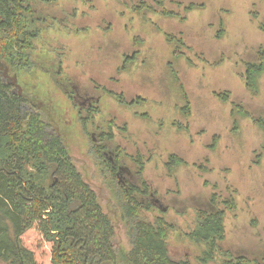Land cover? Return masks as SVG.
<instances>
[{
    "label": "rangeland",
    "instance_id": "rangeland-1",
    "mask_svg": "<svg viewBox=\"0 0 264 264\" xmlns=\"http://www.w3.org/2000/svg\"><path fill=\"white\" fill-rule=\"evenodd\" d=\"M31 2L36 14H46L47 21L35 25L42 34L30 52L31 63L19 60L16 48L8 53V61L19 69L7 66L8 79L15 73L19 80L35 86L36 94L46 89L53 92L56 110L50 116L43 111L42 117L50 120L61 114L58 125L66 133L71 161L96 194L102 211L112 216V246L129 248L107 167L116 163L118 150L121 182L133 186L142 182L147 188L144 200L140 196L144 204L151 205L142 210L144 215L151 222L160 218L173 226L167 240L172 260L187 257L195 263L201 246L184 234L194 227L195 208L216 210L210 200L213 192L222 199L232 197L235 203L225 213L220 247L234 255L264 258V132L251 117H264V74L258 79L256 93L240 76L246 63L257 60V51L264 50V0ZM219 20L223 27L220 36ZM166 36L182 42L177 54H172L174 47ZM133 51H137L135 57ZM125 53L131 54L127 62ZM60 61L63 70L58 68ZM168 62L187 94V117L180 111L183 101L169 75ZM111 78H119V82ZM58 79L71 82L60 85ZM92 83L114 92L128 90L130 99L138 94L144 100L129 108L120 105L122 109L109 99L112 94L102 96L101 88L93 89L94 95L102 96L98 102L102 111L81 129L72 116L76 115L73 103L61 100L59 94L66 95L63 89L86 93ZM219 92H226L230 102L247 114L232 112L230 103L216 97ZM111 116L120 127H114L100 157L90 151V136L95 139L101 129H107ZM124 123L127 130L121 128ZM96 124L100 126L94 128ZM171 155L180 162L168 169ZM137 160L144 164L138 177ZM22 242L33 251L37 264H52L51 243L36 226L23 234Z\"/></svg>",
    "mask_w": 264,
    "mask_h": 264
},
{
    "label": "trees",
    "instance_id": "trees-1",
    "mask_svg": "<svg viewBox=\"0 0 264 264\" xmlns=\"http://www.w3.org/2000/svg\"><path fill=\"white\" fill-rule=\"evenodd\" d=\"M28 1L0 0L2 60L14 48L17 52L35 48L32 42L40 30V26L35 27L40 18L35 16L30 5H26ZM221 32L223 27L219 20L218 36ZM165 38L174 47L172 54H177L182 42L170 36ZM25 58L27 55L22 52L19 60L25 61ZM166 66L183 101L180 111L187 117L190 114L187 94L174 66L170 62ZM263 74L264 50L257 51V60L246 63L240 76L246 87L256 93L258 79ZM216 97L223 103H230L232 112L247 114L243 107L230 102L226 92H219ZM251 117L264 132V117L256 120ZM184 130H188L187 126ZM95 153L102 157L101 151ZM178 162L180 159L171 155L168 169ZM143 167V162L138 161L139 173ZM110 177L116 187L128 249L112 246V216L102 211L96 194L76 170L66 143L55 134L50 136L38 118L25 119L19 97L0 77L1 264H37L33 251L22 242L23 234L34 226L51 243L52 264H210L217 258L215 264H264V258L258 260L234 255L220 247L225 237V213L235 208L232 197L222 199L213 192L210 200L217 206L216 210L195 208L194 227L184 235L201 246L200 252L194 257L195 263L187 257L174 261L168 255L167 242L173 226L160 218L151 222L142 212L151 205L135 198L138 190L131 183L118 184L114 173Z\"/></svg>",
    "mask_w": 264,
    "mask_h": 264
},
{
    "label": "flooded vegetation",
    "instance_id": "flooded-vegetation-1",
    "mask_svg": "<svg viewBox=\"0 0 264 264\" xmlns=\"http://www.w3.org/2000/svg\"><path fill=\"white\" fill-rule=\"evenodd\" d=\"M31 1L32 0H29L28 2H26V5H30V8L34 12L35 16L39 17L40 21L42 23H46L47 15L46 14H43V16L37 15L35 12L36 10L33 7V4ZM83 11H85V10H83ZM86 17H89V16L86 15ZM51 20H53V19H51ZM41 34L42 33L39 31L36 38L33 39L32 44L35 45V40H37ZM33 50H34V48L28 49L26 51L18 52L19 57H20L22 52H25V54L27 55V58H25V59H28V61H30V63H31L30 52ZM136 52L137 51L131 52L134 55V57L137 54ZM130 55L125 53V55L123 56L124 62L125 61L127 62V60H130V58H129ZM6 60L0 59V68L1 67L4 68L3 71L0 70L1 81L5 85L8 86L9 90L12 93H16V95L19 97L20 109L22 111L24 118L27 120L31 119L32 117L38 118L39 120L42 121L46 132L50 136L53 137L55 134V135L61 137L65 143L66 142V135H65L66 133H65V131H63L61 129V126L58 125L60 123V120H61V114L59 115V113H58L57 114L58 116L56 117V119H55V116L52 115L50 120H47L45 117L43 119V117H42L43 111L46 112V116H50L51 112L53 110L54 111L56 110V108H54L55 103L52 101V93L53 92L50 91L49 89H46V90H44V92H42L43 94H36L34 92L35 86H33L32 84L29 85L25 79L19 80V78H17V75L15 73L10 79H8V70H9L8 67L10 68V66H11L15 70H19V69L16 68L17 66L14 63L8 61L9 60L8 55L6 57ZM61 64H62V61L59 62L58 68L59 67L61 68ZM122 67H125L124 63L122 65ZM15 77H16V80H15ZM111 80L114 81L115 83L119 82V78H116V79L111 78ZM56 81H58L60 85L62 82H67V83L71 82L70 80H67V79H58ZM16 83H17V85H15ZM53 83L55 84L56 82L53 80ZM100 88L102 90V94H101L102 96L104 93H107L108 95H110V94L113 95L114 99L112 97H109V99L114 100L115 104L118 107L124 106V107L129 108L130 106L136 104V102L140 101V99H141V97H139L138 94L134 95L130 99L129 98L130 91H128V90L121 89L118 92H114V91L108 90L105 85L96 86V85H94V83H92L91 87L89 86V91L86 93H80V91H78V90H75L74 92H70L68 90L63 89V91L66 95L59 94L60 98H61V100H64L66 98H67V101H68V99L71 100V103H73V107H75V109H76V113H75L76 115L73 114L72 116H73V118H75V120H76L75 122L79 123V126L81 129H86L87 126L92 123V121H90L89 119H91V118L93 119L94 115H99L102 111V106L98 104V102L102 96L100 97V96L94 95V90H93V89H100ZM39 96H40V98L38 99L37 97H39ZM45 98H48L47 101L45 100ZM75 102H77V103H75ZM34 105L36 108H34ZM61 108L63 109V106ZM121 108L123 109V107H121ZM67 110H68V107H66L65 111H67ZM70 121L72 122L71 119H70ZM93 122H94V120H93ZM98 125L99 124L94 125V128H97ZM74 127L76 129V124ZM114 127L119 129L120 126L116 123L115 117L111 116L107 122V129H101L102 131L100 133H98L97 136H95V134H94L96 140L94 139L93 134H91L90 137L92 138V142H91V146H90V151H93L94 153L96 151H101L102 155H103L105 153L104 150L106 148V142L109 141L110 139H112ZM121 128H122V130L128 129L127 125L125 123L121 126ZM119 152L120 151H118V150L115 151L114 159H115L116 163L110 162V165H108L107 167H108V171H109L110 175L114 173L115 177L117 178L118 184H124L119 179V177H120L119 174L121 173L120 167L117 166V162L119 160ZM108 158H109V161L112 160L111 157H108ZM106 161H107V159H106ZM139 162H141V161L139 160ZM135 165H136V167H138L137 166L138 160L135 162ZM138 171L139 170L137 168V170H136L137 177L140 176L139 174H141ZM142 184H143V188L140 189ZM133 188L135 190H138V192L135 195L139 196V199H140V196H142V199L144 200V195L147 194V192H146L147 188H146V186H144V183L141 182V184H139V185H134ZM136 196H135V198H136ZM142 199H140V201H142Z\"/></svg>",
    "mask_w": 264,
    "mask_h": 264
},
{
    "label": "water",
    "instance_id": "water-1",
    "mask_svg": "<svg viewBox=\"0 0 264 264\" xmlns=\"http://www.w3.org/2000/svg\"><path fill=\"white\" fill-rule=\"evenodd\" d=\"M15 80H16V77H15ZM15 85H17V83Z\"/></svg>",
    "mask_w": 264,
    "mask_h": 264
}]
</instances>
